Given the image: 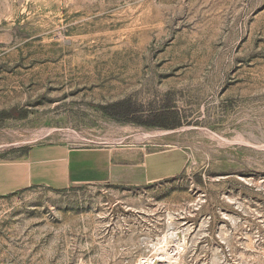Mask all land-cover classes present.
Masks as SVG:
<instances>
[{
  "label": "rangeland",
  "instance_id": "obj_1",
  "mask_svg": "<svg viewBox=\"0 0 264 264\" xmlns=\"http://www.w3.org/2000/svg\"><path fill=\"white\" fill-rule=\"evenodd\" d=\"M123 101L180 126L96 108ZM11 109L28 116L0 120V156L55 140L179 148L187 163L161 183L1 199L0 264H264V0H0Z\"/></svg>",
  "mask_w": 264,
  "mask_h": 264
},
{
  "label": "crops",
  "instance_id": "obj_2",
  "mask_svg": "<svg viewBox=\"0 0 264 264\" xmlns=\"http://www.w3.org/2000/svg\"><path fill=\"white\" fill-rule=\"evenodd\" d=\"M186 163L187 154L179 148L73 147L46 141L0 156V200L33 188L64 191L161 183L178 177Z\"/></svg>",
  "mask_w": 264,
  "mask_h": 264
},
{
  "label": "trees",
  "instance_id": "obj_3",
  "mask_svg": "<svg viewBox=\"0 0 264 264\" xmlns=\"http://www.w3.org/2000/svg\"><path fill=\"white\" fill-rule=\"evenodd\" d=\"M105 116L117 121L130 122L144 127H156L163 129H175L180 126L175 114L170 111L152 113L143 121L138 117L130 101L113 103L111 105H99L96 107ZM28 116L27 110L11 109L0 112V120H24Z\"/></svg>",
  "mask_w": 264,
  "mask_h": 264
},
{
  "label": "bare ground",
  "instance_id": "obj_4",
  "mask_svg": "<svg viewBox=\"0 0 264 264\" xmlns=\"http://www.w3.org/2000/svg\"><path fill=\"white\" fill-rule=\"evenodd\" d=\"M166 243H167V239H166V237H163V239L161 240V242L159 243V245L158 246H154L152 248V253L151 254H152V257L154 259L160 257L161 252H162V254H164L163 252H165V249L167 248V244Z\"/></svg>",
  "mask_w": 264,
  "mask_h": 264
}]
</instances>
